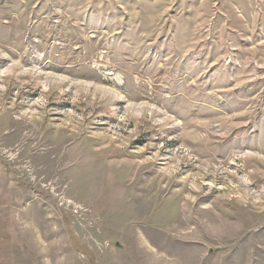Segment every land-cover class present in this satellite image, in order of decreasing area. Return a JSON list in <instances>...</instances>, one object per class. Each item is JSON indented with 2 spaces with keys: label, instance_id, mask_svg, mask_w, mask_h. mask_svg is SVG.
<instances>
[{
  "label": "rangeland",
  "instance_id": "1",
  "mask_svg": "<svg viewBox=\"0 0 264 264\" xmlns=\"http://www.w3.org/2000/svg\"><path fill=\"white\" fill-rule=\"evenodd\" d=\"M0 264H264V0H0Z\"/></svg>",
  "mask_w": 264,
  "mask_h": 264
}]
</instances>
